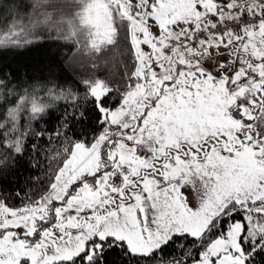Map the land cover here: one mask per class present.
<instances>
[{
  "label": "snow or ice",
  "instance_id": "1",
  "mask_svg": "<svg viewBox=\"0 0 264 264\" xmlns=\"http://www.w3.org/2000/svg\"><path fill=\"white\" fill-rule=\"evenodd\" d=\"M46 41L90 66H0V264H264V0H0V54Z\"/></svg>",
  "mask_w": 264,
  "mask_h": 264
},
{
  "label": "trees",
  "instance_id": "2",
  "mask_svg": "<svg viewBox=\"0 0 264 264\" xmlns=\"http://www.w3.org/2000/svg\"><path fill=\"white\" fill-rule=\"evenodd\" d=\"M6 65L26 70L35 80L46 81L51 79L64 87L73 86L75 80L79 79L82 72L86 71L85 66H90L88 57L79 53L76 46L71 42L65 41H46L41 45H33L18 55L15 52L0 54V66ZM100 70L103 71V68L101 67ZM64 107L65 102H59L52 111L51 117L45 118L47 123L42 120L40 124L49 129L57 126L59 123L57 117H61ZM80 131L81 126L73 122L68 135H79ZM44 175L45 161L43 156L38 168L30 167L27 163V157H25L18 162L12 174L5 178L4 187L16 188L25 184L33 186L31 180L37 177L43 179Z\"/></svg>",
  "mask_w": 264,
  "mask_h": 264
}]
</instances>
